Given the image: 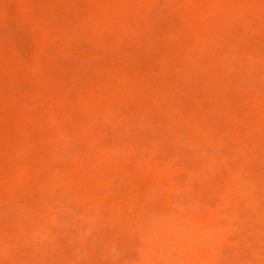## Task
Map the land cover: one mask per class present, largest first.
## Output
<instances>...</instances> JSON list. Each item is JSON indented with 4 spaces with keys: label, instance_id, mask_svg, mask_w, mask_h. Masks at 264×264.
<instances>
[{
    "label": "rangeland",
    "instance_id": "rangeland-1",
    "mask_svg": "<svg viewBox=\"0 0 264 264\" xmlns=\"http://www.w3.org/2000/svg\"><path fill=\"white\" fill-rule=\"evenodd\" d=\"M0 264H264V0H0Z\"/></svg>",
    "mask_w": 264,
    "mask_h": 264
}]
</instances>
